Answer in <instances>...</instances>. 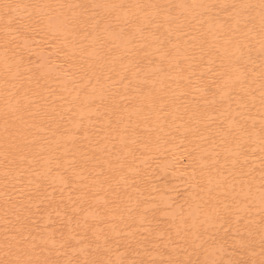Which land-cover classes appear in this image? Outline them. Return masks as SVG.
Masks as SVG:
<instances>
[{
    "label": "bare ground",
    "instance_id": "1",
    "mask_svg": "<svg viewBox=\"0 0 264 264\" xmlns=\"http://www.w3.org/2000/svg\"><path fill=\"white\" fill-rule=\"evenodd\" d=\"M262 0H0V264H264Z\"/></svg>",
    "mask_w": 264,
    "mask_h": 264
},
{
    "label": "snow or ice",
    "instance_id": "2",
    "mask_svg": "<svg viewBox=\"0 0 264 264\" xmlns=\"http://www.w3.org/2000/svg\"><path fill=\"white\" fill-rule=\"evenodd\" d=\"M262 8H264V0H262V5H261ZM262 199H264V197H262Z\"/></svg>",
    "mask_w": 264,
    "mask_h": 264
}]
</instances>
